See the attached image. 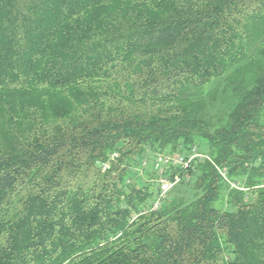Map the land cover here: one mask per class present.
Returning a JSON list of instances; mask_svg holds the SVG:
<instances>
[{
	"label": "trees",
	"instance_id": "obj_1",
	"mask_svg": "<svg viewBox=\"0 0 264 264\" xmlns=\"http://www.w3.org/2000/svg\"><path fill=\"white\" fill-rule=\"evenodd\" d=\"M0 264H264V0H0Z\"/></svg>",
	"mask_w": 264,
	"mask_h": 264
},
{
	"label": "built area",
	"instance_id": "obj_2",
	"mask_svg": "<svg viewBox=\"0 0 264 264\" xmlns=\"http://www.w3.org/2000/svg\"><path fill=\"white\" fill-rule=\"evenodd\" d=\"M118 157L116 152L110 154V156L99 163L100 169L105 171L110 168L111 163L114 162ZM207 157L197 152L196 148L193 147L191 152L184 156L178 153H153L150 157L144 156L139 160L137 170L139 173L143 172V169L150 168V171L154 175V183L156 184L155 198L150 206V210H157L159 206L167 198L168 192L176 185L182 178L186 180L189 175L186 174L182 177L179 174H172L174 169L186 171L191 168V162L195 158ZM223 175V174H222Z\"/></svg>",
	"mask_w": 264,
	"mask_h": 264
},
{
	"label": "rangeland",
	"instance_id": "obj_3",
	"mask_svg": "<svg viewBox=\"0 0 264 264\" xmlns=\"http://www.w3.org/2000/svg\"><path fill=\"white\" fill-rule=\"evenodd\" d=\"M151 155H152V154H151V153H149L147 156H149V157H150ZM143 178L145 179V176H144Z\"/></svg>",
	"mask_w": 264,
	"mask_h": 264
}]
</instances>
